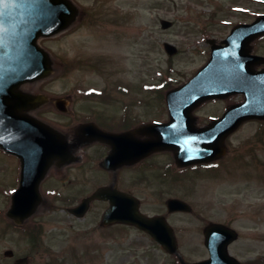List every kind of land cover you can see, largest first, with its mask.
Masks as SVG:
<instances>
[{
	"label": "rangeland",
	"instance_id": "rangeland-1",
	"mask_svg": "<svg viewBox=\"0 0 264 264\" xmlns=\"http://www.w3.org/2000/svg\"><path fill=\"white\" fill-rule=\"evenodd\" d=\"M72 2L80 11L75 23L57 36L38 41L51 57L52 72L21 89L49 98H67L69 111L84 116L89 106L100 112L130 100L116 93L127 85L138 113L150 109L149 117L143 119L155 122L168 119L165 92L186 83L207 63V41L219 43L236 24L250 23L264 13V0ZM252 46L253 53L264 56V40H256ZM94 89L107 91L109 99L81 97L83 90ZM234 102L235 98H229L204 106L196 112L197 123L203 125ZM32 114L67 134L78 124L58 113L53 104L43 105ZM226 143L228 151L219 162L215 177L197 170L177 178L173 186L129 182L130 185L126 182L131 179L129 172L119 169L116 174V181H122L141 202L142 212H160L168 217L178 243L176 254L165 252L133 226L102 227L105 203H93L81 218L69 214V208L101 182L109 183L113 176L110 173L105 178L101 173V178L93 169L80 172L77 192L64 182L51 183L61 195L44 193L40 209L28 221L42 228L37 238L40 241L34 247V236L27 237L4 216L16 164L0 150L1 262L14 264L17 258H27V264H175L177 260L194 263L208 258L203 242L208 219L232 222L240 238L229 252L241 264L263 257L264 122L246 121ZM67 170L72 172L71 168ZM167 197L186 201L192 212L169 215L163 207ZM5 250L13 251L14 257L4 258Z\"/></svg>",
	"mask_w": 264,
	"mask_h": 264
},
{
	"label": "water",
	"instance_id": "water-1",
	"mask_svg": "<svg viewBox=\"0 0 264 264\" xmlns=\"http://www.w3.org/2000/svg\"><path fill=\"white\" fill-rule=\"evenodd\" d=\"M78 11L70 0H0V148L20 158L19 189L11 199L6 217L21 225L32 216L42 201L38 182L56 160L59 165L71 163V154L63 136L48 125L30 116V111L45 103L43 95L23 93L19 87L50 75L49 56L37 45L39 38H49L68 28ZM264 36V14L251 24L232 29L221 45L211 43L210 60L186 84L166 94L170 120L145 128L157 140L152 148L175 151L179 165L205 163L224 154V140L246 119H264V70L252 67L264 64V58L249 55L248 44ZM242 93L245 103L229 107L204 129L193 124L192 108L202 101ZM82 126L81 132L85 131ZM112 135L96 132L94 138ZM118 139L117 137H112ZM115 152V151H114ZM112 153L105 159L109 166ZM27 184V185H26ZM30 184V185H29ZM29 185V186H28ZM94 199L109 201L102 224L125 222L146 231L169 253L176 252L174 236L167 222L160 217L150 219L139 213L138 202L128 195L98 188L92 196L71 212L82 216ZM170 211H186L189 207L180 200L168 203ZM221 235H218V231ZM209 259L194 264H238L226 252L236 235L232 230L213 227L204 230ZM11 256L12 252H5ZM16 264H25L17 260Z\"/></svg>",
	"mask_w": 264,
	"mask_h": 264
},
{
	"label": "flooded vegetation",
	"instance_id": "flooded-vegetation-1",
	"mask_svg": "<svg viewBox=\"0 0 264 264\" xmlns=\"http://www.w3.org/2000/svg\"><path fill=\"white\" fill-rule=\"evenodd\" d=\"M256 69H260V67ZM121 89H118L116 93L121 94L122 96L126 95L124 96L125 99L130 100L119 102L116 105V108H111L106 111L104 109H101L99 112L94 107L89 106V110H86L84 112L85 115L81 116L78 115V112H72L73 110L69 111V108L66 107V112L60 113L61 115L66 116L65 118L72 121V123L78 121V124L76 127H74L72 133L67 134L65 131H63V134L68 141L69 151L73 155V163L71 165H66L65 167L54 165L53 168L50 169L48 175L39 184L40 190L42 191L43 195L47 192L52 196L61 195V192L56 188V186L54 187L51 184L52 182H55L57 180L61 183L64 182L65 184L74 186L76 188V192L77 190L79 191V174L81 171H86L87 169H93L94 171L98 172L99 175L102 173L105 178H109L110 173H113V176H111V180L109 181V183L101 182L98 187H111L133 196H135L133 192L128 191V187L122 185V181L121 184L116 181V174L117 172H119V169L130 173L131 179L126 181L127 183H145L148 185H152L153 183H156L158 185L160 183H164L167 186H173L177 178L183 177L184 174L188 171L195 172L197 170H203L209 176H216L220 168L218 164L222 158L216 159L212 162H207L205 164H195L194 166L180 167L176 162V157L173 150L171 151L169 149H153L152 145L155 143L156 137L152 133L145 131L144 127L149 125V123H153L155 121L153 119H143V117H149V114H151V110L144 109L139 114L137 111L138 106L134 105V100H132L131 95H129L130 87L126 85V87H121ZM102 90L103 89L83 90V94L81 95V97H99L102 98L103 101L109 99V93ZM70 99H73V97L71 96ZM69 101L70 100L66 98L64 102L60 103V99L58 100V98H54L52 99L51 104L62 105L66 102V104H69ZM208 104L210 103H203V105L198 107V110L202 109ZM113 105L114 104H106L104 106L114 107ZM197 121L198 117H195L196 124ZM85 124L90 125L91 128H88V130L81 133L79 128L80 126H83ZM95 131L101 132L105 135H112V137H117L118 139L112 137L109 138L108 136L105 139L94 138V135L96 133ZM227 151L228 147L226 145V152ZM112 153H115L116 155L118 154V158L116 156L115 158L110 159V166L115 167H113V169L107 170L103 166L104 159ZM8 156L12 158L14 160V163L16 164V171L14 173L15 178L13 177L11 183L12 193L18 187L17 185L20 164L17 156H15L14 154H8ZM68 168H71L72 172L68 171ZM70 173L73 174L71 175ZM98 187L96 189H98ZM171 198L172 197H167L164 200L165 203L163 207L165 206L166 212L169 215L181 213L178 211H175L174 213L168 211V199ZM66 200H68V198H66ZM102 203H105L107 207L109 205V203L107 202ZM140 212L149 217L161 216L168 219L166 215H163V213L160 214V212L153 214L142 212L141 202ZM219 225L224 226L228 229H233L232 222L216 219H208V223L205 227L208 229L212 228L213 226ZM239 238V233L237 232V239L234 240V242L230 243V245L227 247L228 252L230 250V246L238 242ZM229 254L237 258L232 253L229 252ZM242 264L245 263L243 262ZM246 264H264V256L252 258V260L247 261Z\"/></svg>",
	"mask_w": 264,
	"mask_h": 264
}]
</instances>
